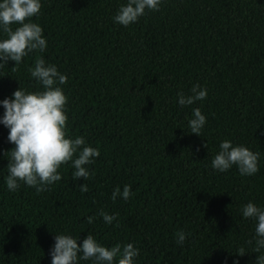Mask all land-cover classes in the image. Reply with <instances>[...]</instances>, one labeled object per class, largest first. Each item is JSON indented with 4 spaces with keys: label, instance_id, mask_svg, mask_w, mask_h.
I'll return each mask as SVG.
<instances>
[{
    "label": "trees",
    "instance_id": "trees-1",
    "mask_svg": "<svg viewBox=\"0 0 264 264\" xmlns=\"http://www.w3.org/2000/svg\"><path fill=\"white\" fill-rule=\"evenodd\" d=\"M124 3L41 0L32 21L43 28L46 51L29 53L15 71L13 61L0 67V100L19 87L41 90L30 74L39 56L67 75L68 135L100 153L86 181L73 179L69 162L49 190L21 183L10 192L15 145L0 124V264H51L55 234L78 243L92 234L106 247L133 243L135 264H254L256 221L242 208L264 207V0H162L129 26L113 19ZM193 85L207 97L182 107L177 93L189 95ZM195 107L207 118L201 136L188 125ZM223 140L259 152V171L214 170ZM124 185L133 195L113 201ZM101 210L116 214L119 226L106 224ZM241 247L246 253L237 256Z\"/></svg>",
    "mask_w": 264,
    "mask_h": 264
},
{
    "label": "clouds",
    "instance_id": "clouds-1",
    "mask_svg": "<svg viewBox=\"0 0 264 264\" xmlns=\"http://www.w3.org/2000/svg\"><path fill=\"white\" fill-rule=\"evenodd\" d=\"M162 0H126L121 4L113 17L114 21L129 26L139 20L147 11H158ZM41 0H0V32L5 34L0 39V67L13 61V71L23 62V58L33 51L43 53L47 48V40L43 28L32 21L41 12ZM13 25H16L13 28ZM30 74L41 85V90L27 91L16 89L11 97L0 100L4 108L0 116V124L9 129L8 142L15 147L8 150V174L6 187L8 191H17L23 183L35 188L37 193L49 190V186L61 180L58 169L69 162L75 169L73 179L88 180L94 175L89 165L100 155L97 147L88 145L83 136L72 138L68 135L67 101L61 85L68 81L67 75L61 73L54 64L46 63L42 56L35 59ZM189 95L178 92V103L191 106L207 97V89L193 85ZM207 118L199 107L192 109V118L188 121L190 133L201 136ZM204 147H207L205 144ZM199 151V149H197ZM260 153L250 150L244 145H234L230 140L219 144V151L211 160V167L226 172L233 166L238 168L241 176H252L259 171ZM89 190L86 183L80 184V191ZM133 195L130 185H124L121 191L116 187L111 195L113 201L122 198L127 201ZM99 215L106 224L117 221L116 214H108L101 210ZM244 218L253 219L255 224L256 256L254 264H264V207L248 202L242 208ZM88 223L94 217H87ZM187 235L184 231L176 233V242L183 245ZM55 243L49 251L51 264H79L80 260L94 261V264H135L139 249L133 243L123 246L117 243L106 247L99 243L92 234H87L81 243L78 237L68 234H55ZM251 244L252 241H247ZM241 247L235 253L245 255ZM233 264H238L234 260Z\"/></svg>",
    "mask_w": 264,
    "mask_h": 264
}]
</instances>
